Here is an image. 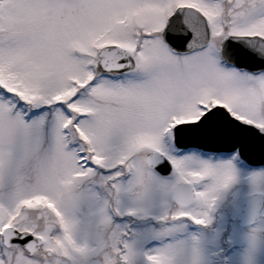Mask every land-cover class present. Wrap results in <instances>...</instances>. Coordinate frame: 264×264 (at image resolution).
<instances>
[{
	"label": "snow or ice",
	"instance_id": "snow-or-ice-1",
	"mask_svg": "<svg viewBox=\"0 0 264 264\" xmlns=\"http://www.w3.org/2000/svg\"><path fill=\"white\" fill-rule=\"evenodd\" d=\"M0 264H264V0H0Z\"/></svg>",
	"mask_w": 264,
	"mask_h": 264
}]
</instances>
